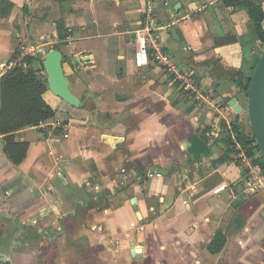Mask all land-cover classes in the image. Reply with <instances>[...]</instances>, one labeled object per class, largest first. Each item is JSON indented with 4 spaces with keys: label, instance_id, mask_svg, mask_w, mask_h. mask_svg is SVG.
<instances>
[{
    "label": "crops",
    "instance_id": "obj_1",
    "mask_svg": "<svg viewBox=\"0 0 264 264\" xmlns=\"http://www.w3.org/2000/svg\"><path fill=\"white\" fill-rule=\"evenodd\" d=\"M10 1L0 78L27 40L37 60L54 48L81 106L49 88L55 116L13 133L27 143L21 162L0 134V264H264V189L251 191L238 141L221 160V137L246 109L240 84L264 49L247 11L223 0H179L177 10L176 0ZM217 232L227 242L212 253Z\"/></svg>",
    "mask_w": 264,
    "mask_h": 264
},
{
    "label": "trees",
    "instance_id": "obj_2",
    "mask_svg": "<svg viewBox=\"0 0 264 264\" xmlns=\"http://www.w3.org/2000/svg\"><path fill=\"white\" fill-rule=\"evenodd\" d=\"M56 1L63 2V0ZM223 3L227 7L247 11L251 20L255 22L259 39L264 45V1L223 0ZM13 7L14 4L10 0H2L0 2V17H7ZM24 8L26 11L27 7ZM57 28L59 37L61 39L66 38L68 34L65 31V24L62 20L57 22ZM260 56L251 67V76ZM16 59L17 56H14V60ZM36 60V57L26 55L20 61L15 62L0 78V134L5 135L7 152L15 162H21L25 157L27 143L15 142L13 133L27 126L39 125L46 122L56 114L55 107L45 98L49 90L48 80L33 66ZM251 76L248 78L246 84H240L246 94ZM239 80L236 81L238 82ZM231 126L232 131L226 129L224 136L221 137L227 148L226 155L221 160L226 159L228 153L238 152L236 141L246 149L250 156L260 153L252 132L247 133L238 122H232ZM258 161L264 166V158L262 156ZM226 242L227 238L225 234L217 232L208 248L212 253H217L223 250Z\"/></svg>",
    "mask_w": 264,
    "mask_h": 264
},
{
    "label": "water",
    "instance_id": "obj_3",
    "mask_svg": "<svg viewBox=\"0 0 264 264\" xmlns=\"http://www.w3.org/2000/svg\"><path fill=\"white\" fill-rule=\"evenodd\" d=\"M181 2L176 0L174 9L177 10ZM43 68L49 74V88L61 99L73 106H81V101L70 90L69 82L63 67V55L59 50L50 49L46 52ZM248 116L252 135L255 139L262 157L264 158V51L252 73L250 85L247 91ZM234 110L242 112V107L232 100ZM139 252V251H138ZM135 254V252H133Z\"/></svg>",
    "mask_w": 264,
    "mask_h": 264
},
{
    "label": "built area",
    "instance_id": "obj_4",
    "mask_svg": "<svg viewBox=\"0 0 264 264\" xmlns=\"http://www.w3.org/2000/svg\"><path fill=\"white\" fill-rule=\"evenodd\" d=\"M151 21V16H148V23ZM147 25L146 27L137 31V47H136V63L139 67L147 64L149 61L148 55V45L150 41V28ZM29 49L24 52L25 55L29 54ZM179 79L184 81V87L193 93H196V87L191 77L185 75L178 76ZM239 147V152L237 158L240 160L242 167L247 170V180L248 185L252 192L257 193L264 189V166L258 161L262 156L261 153L256 154L255 156H250L246 149L241 145ZM95 189L98 191V186H95ZM220 190L218 188L216 191Z\"/></svg>",
    "mask_w": 264,
    "mask_h": 264
},
{
    "label": "rangeland",
    "instance_id": "obj_5",
    "mask_svg": "<svg viewBox=\"0 0 264 264\" xmlns=\"http://www.w3.org/2000/svg\"><path fill=\"white\" fill-rule=\"evenodd\" d=\"M70 4H73V6H75V5H78L79 4V0H72V3H70ZM69 5V4H68ZM70 6V5H69ZM70 7H72V6H70ZM74 16V15H73ZM103 31H106V28H103L102 29ZM75 40H72L71 42H68V44H71L72 42H74ZM67 44V45H68ZM35 45H37V44H35V43H30L28 40H27V42H25L24 43V46H26L28 49H29V51H30V53H34V51H36V48L37 47H35ZM67 45H64V46H62V49H63V52H65L67 55H69L70 54V52H71V49H70V47H69V45L67 46ZM35 48V49H34ZM36 53H38L37 51H36ZM38 57H40V54H38L37 55ZM36 56V57H37ZM43 57V59H41V60H37V63H38V67L39 68H41V69H43V70H45L44 68H43V61H44V56H42ZM47 75H48V77H49V74L47 73ZM75 77L73 76V80H75L74 79ZM247 108H248V96H247V102H246V109H245V111H244V113H243V116H242V119H241V121H239V124L243 127H245L247 130H249V132H252L251 131V127H250V122H249V116H248V110H247Z\"/></svg>",
    "mask_w": 264,
    "mask_h": 264
}]
</instances>
